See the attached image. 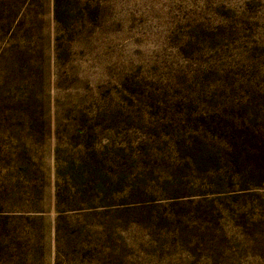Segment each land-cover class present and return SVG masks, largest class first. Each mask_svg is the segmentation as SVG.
I'll return each mask as SVG.
<instances>
[{"label":"rangeland","instance_id":"rangeland-1","mask_svg":"<svg viewBox=\"0 0 264 264\" xmlns=\"http://www.w3.org/2000/svg\"><path fill=\"white\" fill-rule=\"evenodd\" d=\"M0 264H264V0H0Z\"/></svg>","mask_w":264,"mask_h":264}]
</instances>
